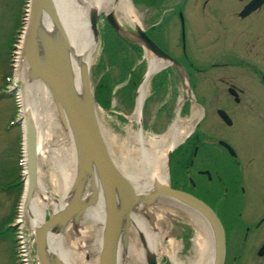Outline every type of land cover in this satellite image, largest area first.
Returning <instances> with one entry per match:
<instances>
[{"label":"flooded vegetation","instance_id":"flooded-vegetation-1","mask_svg":"<svg viewBox=\"0 0 264 264\" xmlns=\"http://www.w3.org/2000/svg\"><path fill=\"white\" fill-rule=\"evenodd\" d=\"M132 2L146 36L178 63L169 66L185 78L204 74L194 83L197 99L211 104L191 141L177 149L179 163L170 159L169 186L213 212L223 264H264V0ZM132 36L135 49L144 48L135 28Z\"/></svg>","mask_w":264,"mask_h":264},{"label":"rangeland","instance_id":"rangeland-1","mask_svg":"<svg viewBox=\"0 0 264 264\" xmlns=\"http://www.w3.org/2000/svg\"><path fill=\"white\" fill-rule=\"evenodd\" d=\"M28 5L29 0H0V264H40L35 251L32 226L23 210L27 185L24 126L22 121L15 124V121L17 122L24 115L20 107L23 84L21 85L15 78V74L23 47L22 45L20 49H17V44L21 37L24 39L29 18ZM132 13L137 19L134 12ZM116 19L121 27L119 33L111 29L104 14L98 16L96 46L90 64L89 80L94 95L100 85L101 98L108 103L104 106L96 101L98 120L106 131L105 139L110 154L116 162L126 163L135 150L131 132L139 129V123L132 121L130 117L135 112L137 90L148 70V60L152 55L141 46L138 48L140 51L138 58L130 46L126 48L128 52L124 50L118 41L120 38L132 47H137L133 44L134 27L124 23L117 16ZM210 44L208 41L203 44L204 50L208 51L205 57L211 55ZM128 56L133 62L124 68L125 73L122 76L119 61L131 60ZM187 73L185 78L179 69L166 66L152 76L147 97L141 109L140 124L146 138L150 135H163L178 113L179 119L186 120L191 115V110L196 107L201 110V114L194 125L193 133L185 139L184 143L191 141L194 137L205 107L211 108V104H203L197 99L200 86L196 87L194 83L203 79L204 74L192 71ZM28 83L33 81L28 80ZM207 83L204 81V86ZM33 91L30 90V92ZM30 96L32 100L33 96ZM181 99H183L182 104H180ZM55 114L59 120L56 109ZM50 126V130L47 131L51 136L50 140L53 141L57 139L56 130L54 124ZM177 149L171 151V158L179 163L181 154ZM39 155L38 174L42 178L46 177L45 180L48 183V176L52 174V171L42 161L44 155L42 157L41 153ZM46 193L48 203H53L59 198L49 184H47ZM161 205L162 202H159L148 207L144 217L145 223L155 234L162 236V243L168 250L177 248L179 258L184 260L194 253L199 255L201 249L195 241L198 230L183 213L175 210V207L170 211L167 207L169 205L164 204L169 211L166 208L158 209L159 213H156L155 208ZM52 213L53 211L48 208L45 219ZM69 227L71 233L68 240H77V244L72 243L70 248L83 254L84 261L87 262L89 253H84L85 243L82 242L87 231L80 223L77 226L69 224L67 228ZM65 233H67L66 230L63 234ZM126 252H121L122 264H133L127 255L125 256ZM157 262L169 264L162 256L157 258Z\"/></svg>","mask_w":264,"mask_h":264},{"label":"water","instance_id":"water-1","mask_svg":"<svg viewBox=\"0 0 264 264\" xmlns=\"http://www.w3.org/2000/svg\"><path fill=\"white\" fill-rule=\"evenodd\" d=\"M258 4L260 3L250 5L248 10L255 9ZM28 6L29 18L22 47L28 79L42 82L47 88L60 123L70 132L76 155V172L62 206L33 229L39 263L66 264L51 251L48 245L50 235L63 234L69 224L77 226L86 211L95 207L102 199L105 220L98 264H118L120 244L123 247L128 245L133 210L140 205L143 208L155 205L163 199L178 206L181 204L182 207H188L206 220L203 222L210 234L211 264H223V232L208 207L189 195L171 189L169 180L167 183L154 181L151 190L136 192L130 181L121 173L101 132L89 72L84 68L81 70L82 90L80 93L76 91L72 70V47L52 0H29ZM98 15L93 11L89 15V26L94 39L97 38ZM44 16H48L55 27L51 34L42 28ZM105 19L114 32L121 31L120 24L112 13L105 14ZM135 31L145 50H151L157 60L166 63V66L178 65L173 58L152 43L140 26L136 25ZM23 120L27 153V185L24 197L26 208L38 183L39 151L38 127L29 110L24 112ZM170 158L171 152L167 154V167ZM140 239L145 247L144 238ZM123 250L126 251V248ZM145 259L147 264H158L152 253L146 254Z\"/></svg>","mask_w":264,"mask_h":264},{"label":"bare ground","instance_id":"bare-ground-1","mask_svg":"<svg viewBox=\"0 0 264 264\" xmlns=\"http://www.w3.org/2000/svg\"><path fill=\"white\" fill-rule=\"evenodd\" d=\"M52 2L64 33L72 47L74 82L76 91L80 93L82 90L81 70L84 68L89 72L96 46V39L93 38L89 26L90 13L92 11L99 15L112 13L114 17L117 16L124 23L133 25L134 28L137 25V20L132 15L133 10L130 0H52ZM42 28L48 34L55 31V27L48 16L43 17ZM22 39L21 37L18 41L17 49H20L22 46ZM18 62L15 78L19 80L21 85L23 84L20 106L23 113L29 110L37 123L39 135L38 151L41 153V157L44 155L42 161L52 171V174L48 176V183H46V177L43 176L42 178L38 174V183L32 200L26 208L23 205V210L28 217L33 232V229L45 220V213L48 208L55 211L62 206V201L68 193L76 172V155L70 132L57 119L55 106L47 88L39 81L28 83V68L21 55ZM148 62V70L137 90L136 109L133 116L130 117L132 121L139 123V129L131 132V139L135 144L134 154L130 155L126 163H115L121 173L130 181L135 191L139 193L147 192L148 189L151 190L154 181L168 182L170 176L166 163L167 154L193 133L194 125L201 114V110L194 107L191 110L189 118L181 120L178 118L180 115L178 113L163 135H150L149 138H146L140 124L141 109L147 97L152 76L165 66V63L156 60L153 56L149 57ZM30 90L34 91L30 92ZM29 94L33 96L32 100ZM180 102L182 104L183 99ZM51 124L55 125L57 137L53 141L50 140L51 136L47 131L50 130ZM100 129L105 139L106 131L101 125ZM25 170L27 172V166ZM47 184L59 196L53 203L46 201ZM170 203L162 199V205L155 208L157 210L156 213H159L158 209L162 210L166 208L164 204L169 205L167 206L169 210L172 209ZM168 208L166 209L168 210ZM148 209V207L143 208L140 205L137 209L133 210L128 245L123 247L120 244L118 264H122L120 257H122L121 252H126L123 250L124 248L127 249L125 256L127 255V258L133 264H147L145 256L148 253L154 254L156 261L158 257L162 256L169 264H211L210 234L203 225V220H201L196 212L184 208H180L181 210L179 209L178 211L183 213L198 230L195 241L201 249L199 255L194 253L183 260L177 256L176 247L174 250H168L162 243V236L155 234L145 223L144 217ZM104 220L105 211L102 199H100L95 207H91L86 211L80 221V225L87 231L86 236L82 239V242L85 243L84 253H89L87 262L84 261L83 254L70 248L72 243L77 244L76 239L68 240L71 233L70 227L66 229L67 233L63 235H50L48 245L51 251L66 264H98ZM140 236L144 238L145 247L141 243Z\"/></svg>","mask_w":264,"mask_h":264},{"label":"trees","instance_id":"trees-1","mask_svg":"<svg viewBox=\"0 0 264 264\" xmlns=\"http://www.w3.org/2000/svg\"><path fill=\"white\" fill-rule=\"evenodd\" d=\"M114 36H116V35H114ZM119 41V43H121V45H122V47L124 48V50H126V48L128 47V46H130L131 48H132V52L136 55V57L138 58L139 56H140V51H138V50H136L135 49V47H132L131 46V44H129L128 42H126L125 40H123V39H119L118 40ZM127 51V50H126ZM128 52V51H127ZM128 58H130L131 60H120L119 62H120V69H121V72L120 73H122V76L124 75V73H125V71H124V68L126 67V66H128V64L130 65L131 64V62H133L132 61V58L131 57H129L128 56ZM125 64V65H124ZM131 67V66H130ZM119 73V74H120ZM137 74H139V73H137ZM137 78H140V76H137ZM139 80V79H138ZM99 88H98V90L96 89V93H95V99H96V101L97 102H99L100 104H102V105H104V106H106V105H108V103L106 102V101H104L102 98H101V95H100V85L98 86Z\"/></svg>","mask_w":264,"mask_h":264}]
</instances>
